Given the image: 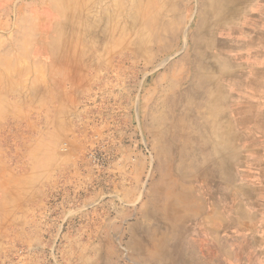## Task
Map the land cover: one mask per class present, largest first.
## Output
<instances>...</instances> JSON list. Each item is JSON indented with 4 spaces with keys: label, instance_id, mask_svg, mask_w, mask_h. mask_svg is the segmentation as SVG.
<instances>
[{
    "label": "rangeland",
    "instance_id": "obj_1",
    "mask_svg": "<svg viewBox=\"0 0 264 264\" xmlns=\"http://www.w3.org/2000/svg\"><path fill=\"white\" fill-rule=\"evenodd\" d=\"M138 1L0 0V264H171L176 257L165 252H173L183 223L196 246L191 240L180 264H228L233 219L249 221L258 197L251 187L264 171V74L259 102L247 85L254 54L244 51L253 46L234 34L239 52L220 53L229 49L228 37L201 13L200 3L214 0H159L176 30L162 47L147 34L143 43L131 40L140 29L132 22ZM174 1L175 13L168 6ZM122 28L136 57L126 41L114 42ZM199 33V73L214 82L206 87L192 68L191 38ZM168 85L180 98L170 108L159 101ZM160 112L169 114L156 126ZM158 130L170 149L172 177L193 185L200 207L177 225L145 209L160 177ZM58 168L60 177L71 170L77 185L56 218L52 205L44 217L40 206L22 198L16 204L9 186L25 192L56 185ZM146 226L163 240L158 263L134 254L143 237L137 228ZM202 226L214 238L202 242ZM246 239L241 228L238 248Z\"/></svg>",
    "mask_w": 264,
    "mask_h": 264
},
{
    "label": "bare ground",
    "instance_id": "obj_2",
    "mask_svg": "<svg viewBox=\"0 0 264 264\" xmlns=\"http://www.w3.org/2000/svg\"><path fill=\"white\" fill-rule=\"evenodd\" d=\"M150 1L151 0H146L144 2L142 0H139L137 5L134 7L132 22L133 24H138L140 29L135 34V36L131 38V40L134 42L139 41L143 43L144 39H146L145 34H147V40L149 39V41H153L158 47L168 46L169 40L167 38H173V36L176 34V30L175 28H173L172 24V21L174 22L175 19L173 20V18H167V13H163L158 10L159 4L162 3L161 1L156 0V3ZM251 2L252 0H214L213 3L208 2V4H206V7L205 4L201 2L200 8L201 6L204 7V10H201L202 15H210V18L213 20L212 22H214L215 30L219 34L222 32L223 34L226 33L225 36L228 37V40L226 41V43H224V45L227 44V46H229V49H226L224 46L221 49L220 53L228 52V54L230 53L231 55L235 54L236 52H239L236 47L237 44L230 40V38L234 36V34H238L240 39L239 42L241 40L242 42H250V44L253 46L246 48L244 51L246 56H249L251 53L254 54V59L252 61L254 62V68L251 70L252 77L247 83V85L248 91L250 93H253L260 102L262 99L260 94V88L262 87L261 76L264 74V70L262 69V66L264 64V12H259L260 14L250 13L249 8L252 6ZM175 5L176 1H174L173 3H168V6H170V12L175 13ZM234 20H238V23L234 24ZM203 23L205 22H203L202 20V24ZM230 25L233 28L232 33L228 31V26ZM166 31L167 33H165ZM125 34V30L122 28L119 35L120 40H115L114 42H116L117 44H123V42L126 41V46L128 45V47L131 48V55L133 57H136L138 50L136 49L134 44H132L131 41H128L125 38ZM200 38L201 33H199L198 36L195 34L191 38L193 45L192 53L194 55V66H192V68L194 74L198 73L199 75H201L199 77V80H197V83H199L203 87H206L207 85H210L214 82L202 77V71L199 73V66H204L202 63H200ZM110 39L112 38L110 36H107L105 41H109ZM185 58L186 55L182 56V60L180 61H184L183 59ZM227 64L228 66H230L229 61H227ZM174 88L172 85H168L164 88H161L163 96L161 95L162 97L159 98V101L163 106H166L168 108H170L171 106L174 107L176 101H180V98L177 97ZM191 95L192 94H190V97H188V101L192 99ZM207 97H209V95L206 94V90H204V93L202 94L201 98L205 99ZM210 98L214 99V96L211 95ZM168 114L169 112H160L156 114L154 119L156 126L162 123V121L168 117ZM161 131L162 130H158V133L156 134L155 138L156 141L153 143V149L158 159L157 169L159 171L160 177L158 181H156L150 186V198L146 204L145 209L150 213L152 212L153 215L158 216L160 219H166L170 221L172 225H177L178 223H180L179 220H184V218H187L189 213H198L200 207L197 206L195 198L196 193L194 192L193 185L183 184L172 177L169 168L170 149L164 143L163 133ZM212 169L214 171V165ZM187 174L189 175V173ZM182 175L184 176V173ZM137 229L138 230L136 231V233L140 231L143 232V237H141L138 242L135 241V246L133 245L134 254L141 257L144 262L158 263L160 258L163 256V252L165 249L162 238L157 237L158 229H152L147 226L142 228L138 227ZM201 231L202 234L206 237L203 239L202 242H205L207 239L209 240L210 238H214L212 235H209V233L204 229L203 226L201 227ZM191 235L192 229L187 226L186 223H183L178 232L174 234V244L172 250L173 252H165V255H168L169 257L171 256V259L176 257V261L172 260L171 264H180L184 260V251L192 252L190 250L191 244H189L192 240L190 238ZM130 242L131 244H133L134 241L130 240ZM195 242V240H192V243L196 246Z\"/></svg>",
    "mask_w": 264,
    "mask_h": 264
},
{
    "label": "crops",
    "instance_id": "obj_3",
    "mask_svg": "<svg viewBox=\"0 0 264 264\" xmlns=\"http://www.w3.org/2000/svg\"><path fill=\"white\" fill-rule=\"evenodd\" d=\"M251 4L256 8L255 11L257 14L258 12H264V0H252ZM66 156L67 154H63L61 158H65ZM59 172L60 170L58 168V183L56 185H45L40 186L39 188H37L38 186L30 185L28 187L26 186V188H24L25 192H23L22 187L19 186L18 183H13L12 187L9 186V191H14V199L17 202L16 204H21L20 200L22 198L24 201L34 204V206H40L41 211L46 210L43 214L44 217L47 216L48 205H52L58 209L54 214L56 215V218L60 213L59 207H62L63 204L68 205L72 201V195L74 191H76L75 188L77 185L71 170L62 177H60ZM251 188L258 190V197L251 203V216L248 222L245 221V218L244 221L236 220L235 217L233 219V228L232 231L230 230L229 232H232L234 251L227 250L226 252L228 256V264H264V211L263 213H260V206H264V171L259 173L258 182L256 185L253 184ZM50 199L54 200L53 203L52 201L49 202ZM33 210L34 208L31 209V211ZM238 218L239 217H237V219ZM241 228H243L247 238L244 249L238 248L236 241L237 234ZM228 230L229 229H227V231ZM104 234L106 233L104 232ZM230 236L231 235H229V237ZM230 238H227L228 241Z\"/></svg>",
    "mask_w": 264,
    "mask_h": 264
}]
</instances>
